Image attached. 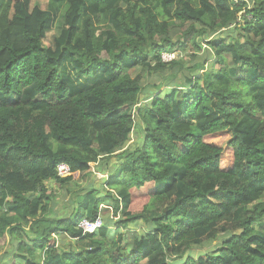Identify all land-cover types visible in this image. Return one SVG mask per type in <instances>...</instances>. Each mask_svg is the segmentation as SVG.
<instances>
[{
    "label": "trees",
    "instance_id": "16d2710c",
    "mask_svg": "<svg viewBox=\"0 0 264 264\" xmlns=\"http://www.w3.org/2000/svg\"><path fill=\"white\" fill-rule=\"evenodd\" d=\"M33 1L0 0V238L15 264H264V0H52L49 46L59 16ZM177 52L189 62L163 61ZM66 63L105 81L72 93ZM98 165L108 177L55 215L48 183L74 188ZM102 206L120 218L85 233Z\"/></svg>",
    "mask_w": 264,
    "mask_h": 264
},
{
    "label": "rangeland",
    "instance_id": "374dc122",
    "mask_svg": "<svg viewBox=\"0 0 264 264\" xmlns=\"http://www.w3.org/2000/svg\"><path fill=\"white\" fill-rule=\"evenodd\" d=\"M34 6H40L42 9L46 10L48 8H53L56 10V15L59 16L58 22H57V27L50 33L47 34L46 40H45V46H49L52 43L53 37L59 34V31L61 29V24H62V20L64 22V18L62 19V16L64 15V11L61 14V8L58 7V4H55L52 0H34L33 1V7ZM66 9V7H65ZM64 9V10H65ZM61 15V17H60ZM205 49V47H203V50ZM199 53V52H198ZM175 58L176 59H180L183 60L185 63H188L190 60L189 57V53L188 52H180V53H175ZM142 73L144 75L147 74V72L145 70L142 71ZM63 76L65 78V81L67 82V84L70 86L72 93H77L83 90H86L96 84L99 83H103L105 81L104 77L97 75L94 77H90V78H86L83 77L81 75H79L74 69L73 67L69 64L66 63L63 67ZM141 141V137H140V128L136 127V130H134L132 132V135L130 136V141L127 144L126 148H134L136 145H140ZM112 165V164H110ZM109 165V166H110ZM106 167V166H105ZM108 168V167H107ZM92 170H93V174L94 176L91 177H86L85 180L80 181L79 184H76V186H73L74 188H64V189H60L59 187H57L54 183L50 182L48 183L49 186L54 187L53 191H55L56 195H55V199L52 203V208L51 210L54 212L55 215H64L66 214V209L68 208V206L70 205V195L71 192L67 191V190H81L83 188H85L88 184H91L94 182V179H96L97 181L99 180H104L105 178L108 177V171L106 169V171L104 170L102 165H98L96 167V169H94V167L92 166ZM46 204L49 205V202H46ZM103 207V206H102ZM104 207H108V206H104ZM103 207V208H104ZM110 208L109 212H102V220H103V225L105 223V220L109 217L112 221L117 218H120L119 215L114 216L113 215V211H112V207H108ZM104 210V209H103ZM110 214V216H108ZM114 216V217H112ZM118 220V219H117ZM30 237L32 238V236L30 235ZM30 237H27L28 240H30ZM223 239V236H221ZM27 239H25L24 241L29 242ZM221 240V238H220ZM219 241H212V242H206L204 244V247H195L194 249H191L189 251V254H191L190 256H192L193 251L194 254L193 256H196V253L200 254H209L214 252L218 247H219ZM16 250V246H15V242H13V240L11 239V237L5 236L3 238H0V264H4V262H6V264H15V262L13 261L12 258V254L15 252Z\"/></svg>",
    "mask_w": 264,
    "mask_h": 264
},
{
    "label": "built area",
    "instance_id": "2783aa9c",
    "mask_svg": "<svg viewBox=\"0 0 264 264\" xmlns=\"http://www.w3.org/2000/svg\"><path fill=\"white\" fill-rule=\"evenodd\" d=\"M175 54L174 53H168L163 56V61L165 63H169L173 60H175ZM57 174L61 178L68 177L71 174V167L67 163H60L57 166ZM101 213L98 215L95 219H83L79 227L85 232L89 234H93L100 230L103 227V220H102Z\"/></svg>",
    "mask_w": 264,
    "mask_h": 264
}]
</instances>
